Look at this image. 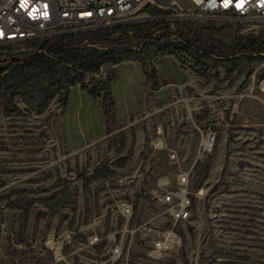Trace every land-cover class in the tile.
<instances>
[{
	"label": "rangeland",
	"instance_id": "rangeland-1",
	"mask_svg": "<svg viewBox=\"0 0 264 264\" xmlns=\"http://www.w3.org/2000/svg\"><path fill=\"white\" fill-rule=\"evenodd\" d=\"M181 6L170 10L215 22L216 37L225 43L249 31L206 19L188 1ZM17 49L0 47V55ZM148 62L157 69L156 89L136 60L86 76L88 86L113 77L109 126L102 98L92 99L80 84L71 88L66 107L58 95L37 113L19 94L13 102L20 112L8 116L0 108V264H264V92L253 77L259 62L245 61L243 72L230 76L220 67L219 77L214 67L201 76L176 55L152 53ZM158 126L176 158L153 150ZM202 132L216 134L211 151L204 149ZM103 161L128 176L135 191L137 210L120 257L107 237L124 190L83 180ZM190 169L193 218L182 246L172 258L152 260L150 247L132 231L151 219L156 204L150 196L136 201V195L148 193L162 176L175 181ZM200 190L203 195L195 196ZM27 210L24 243L18 233ZM97 236L103 240L90 245Z\"/></svg>",
	"mask_w": 264,
	"mask_h": 264
},
{
	"label": "trees",
	"instance_id": "trees-1",
	"mask_svg": "<svg viewBox=\"0 0 264 264\" xmlns=\"http://www.w3.org/2000/svg\"><path fill=\"white\" fill-rule=\"evenodd\" d=\"M151 16L152 19L144 23L65 33L19 45V49L0 55V108L8 116L20 112L13 102L19 94L28 96L29 106L37 113L45 111L58 95L62 98L63 107H66L71 88L80 84L92 99L102 98L109 126L114 119L113 77L109 76L106 81L94 86L85 83L87 75L99 74L105 65L136 60L142 64L147 81L156 89L157 69L148 62L152 53L176 55L182 59L190 57L193 71L208 76L209 69L214 67L217 77L221 75L220 67L230 76L243 72L240 65L245 61L252 63L263 59L260 54L264 53V33L260 36L241 35L225 43L216 37L219 30L213 21L182 17L168 19L176 13L163 9H154ZM250 74L247 73V78ZM146 141L149 142V139ZM121 162L124 163L125 159ZM114 174L117 172L107 166V161H103L94 168L92 175L83 177V180L89 186L94 180ZM10 206L15 208L17 205L12 203ZM28 222L27 210L18 233L24 243ZM220 254L231 256L229 253Z\"/></svg>",
	"mask_w": 264,
	"mask_h": 264
},
{
	"label": "built area",
	"instance_id": "built-area-1",
	"mask_svg": "<svg viewBox=\"0 0 264 264\" xmlns=\"http://www.w3.org/2000/svg\"><path fill=\"white\" fill-rule=\"evenodd\" d=\"M172 1L181 3V0H0V47L29 44L65 33L95 31L126 23H144L152 19L154 9L170 10L172 7H168L167 3ZM185 1L190 2L200 15L207 16L204 17L206 19L240 23L248 28L247 35L260 36L264 33V0ZM176 16H179L178 13ZM182 18L197 19L191 15ZM256 28H262L261 32L254 30ZM260 55L263 59L258 61L253 77L264 92V53ZM186 59L193 61L190 57ZM202 134L205 151H211L216 142V134ZM164 139L165 129L158 126L156 138L152 140L153 150L157 153L168 150L171 158H176V153L167 148ZM191 173L192 169L182 171L175 181L162 176L148 193L140 191L136 195V201L150 196L156 204L151 219L132 231L133 235L138 232L150 247L148 256L152 260L172 258L182 246L183 231H187L193 218V193L189 187ZM130 182V178L121 173L97 181L109 191L114 186L124 190L118 194L123 198L116 204L119 211L111 223L114 231L107 237L117 257L123 253L124 236L131 232L129 228L136 209L135 191L127 186ZM198 193L202 196L203 190ZM198 193L194 195L200 196ZM102 240L97 236L90 239L89 243L96 245Z\"/></svg>",
	"mask_w": 264,
	"mask_h": 264
},
{
	"label": "bare ground",
	"instance_id": "bare-ground-1",
	"mask_svg": "<svg viewBox=\"0 0 264 264\" xmlns=\"http://www.w3.org/2000/svg\"><path fill=\"white\" fill-rule=\"evenodd\" d=\"M167 6L168 7H172V8H175V9H178V10H181L183 7L181 6V3H179V2H175V1H172V2H168L167 3ZM204 143V142H203ZM198 195H200L199 193H198Z\"/></svg>",
	"mask_w": 264,
	"mask_h": 264
},
{
	"label": "water",
	"instance_id": "water-1",
	"mask_svg": "<svg viewBox=\"0 0 264 264\" xmlns=\"http://www.w3.org/2000/svg\"><path fill=\"white\" fill-rule=\"evenodd\" d=\"M180 16H171V17H167L168 19H176L179 18Z\"/></svg>",
	"mask_w": 264,
	"mask_h": 264
}]
</instances>
